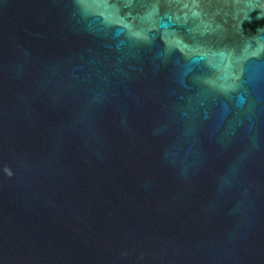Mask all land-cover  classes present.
<instances>
[{
    "label": "water",
    "instance_id": "obj_1",
    "mask_svg": "<svg viewBox=\"0 0 264 264\" xmlns=\"http://www.w3.org/2000/svg\"><path fill=\"white\" fill-rule=\"evenodd\" d=\"M0 264H264V0H0Z\"/></svg>",
    "mask_w": 264,
    "mask_h": 264
}]
</instances>
